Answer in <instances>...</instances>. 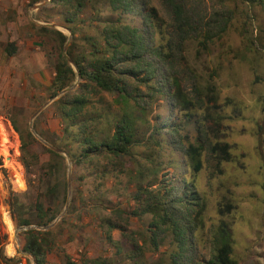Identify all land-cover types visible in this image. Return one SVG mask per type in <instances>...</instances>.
Wrapping results in <instances>:
<instances>
[{"label":"rangeland","instance_id":"obj_1","mask_svg":"<svg viewBox=\"0 0 264 264\" xmlns=\"http://www.w3.org/2000/svg\"><path fill=\"white\" fill-rule=\"evenodd\" d=\"M150 1L163 20L164 32L170 37L172 21L158 0ZM188 2L201 7L207 18L216 13L233 12L227 32L212 41L207 49L198 46L200 39L187 43L186 66L192 75L184 74L182 85L192 98L193 86L197 83L202 101L184 111L172 106L166 95H156L150 100L147 115L143 122H138V137L141 144L154 137L162 145L151 141L149 146L136 147L133 156L136 159H125L124 173L110 171L102 177L95 164L85 162L76 166L64 151L67 156L63 155L66 162L61 179L67 182L68 188L67 200L62 205V199L59 202L45 199L47 186L39 182L37 175L32 176L33 183L29 186L22 161V141L14 123L32 133L33 122L43 141L47 142L39 133L55 141L58 147L65 146V123L58 104L61 96H55L51 87L59 45L56 35L43 34L41 28H54L71 38L60 16L66 9L54 7L51 0H0V264H34L33 258L23 252L27 230L13 218L11 201L18 200L32 209L40 196L50 214L61 209L60 216L68 201L70 204L65 217L51 228L58 227L57 247L49 255L48 264H67V257L75 259L76 264L166 263L174 249L171 237L160 235L157 249L152 242L154 234L151 232L156 230L152 227L153 216H132L133 211L141 210L143 204L149 202L146 196L140 201L134 199L137 160L147 171L144 186L150 185L153 166L158 167L159 184L149 189L155 194H162L161 185L170 189L183 187L188 182L201 196L205 205L203 215L197 214L200 207H193L190 215L191 224L196 228L200 259L208 260L215 252V238L225 222L233 235V258L237 263L264 264V4L254 0ZM87 14L88 11L85 17ZM127 20L134 26H142L140 19L129 16ZM88 25L85 24L86 29ZM87 31L95 34L94 27ZM157 38L163 40L159 35ZM33 40L40 43L31 44ZM13 41H22L23 48L10 56L4 49L8 43L15 44ZM183 67L185 69L184 64ZM77 82L78 78L74 83L76 88L82 80L78 85ZM133 84L148 93L145 86L138 82ZM210 85L215 89L213 93H208ZM211 97L217 102L216 111L224 119L218 128L209 122L207 131L213 142L230 145L231 159L219 163L218 159L204 153L203 170L194 173L181 145L199 144L198 122H203L213 106ZM92 110L107 111L114 122L122 115L115 97L106 93L92 98L88 112ZM155 127L162 128V133L156 134ZM98 129L107 135L108 122L101 120ZM35 138L38 143L31 148L32 156L28 160L37 173L51 157L43 142ZM33 155L41 158V164L34 165ZM109 222L117 227L110 228ZM11 246L17 252L14 258L7 256V250L12 253ZM69 249L72 255L67 254ZM95 260L102 261L96 263Z\"/></svg>","mask_w":264,"mask_h":264},{"label":"trees","instance_id":"obj_2","mask_svg":"<svg viewBox=\"0 0 264 264\" xmlns=\"http://www.w3.org/2000/svg\"><path fill=\"white\" fill-rule=\"evenodd\" d=\"M158 1L173 23L170 37L164 32L163 20L159 17L157 9L151 6L150 0H51L54 7L66 9L60 16L64 27L71 32L67 50L65 47L69 36L54 28H41L43 34L56 35L60 50L54 67L55 78L51 85L54 95L73 88L79 75L82 82L79 87L70 90L58 100L59 113L65 123V146L58 147L55 141L46 139L43 133L39 135L50 145L65 151L76 166L85 162L95 164L98 167L96 171L100 172L102 177L110 171L124 173L125 159H136L133 157L136 147L149 146L151 141L158 143V146L162 145L158 140H154V137L141 144L138 137V122H143L142 119L148 112L147 106L156 95L169 96L171 105L184 111H189L202 101L197 83H194L192 98L182 85L184 74L192 75L191 69L186 66L187 43L200 39L198 46L207 49L212 41L227 32L232 19V11L226 14L216 13L214 17L207 18L201 7L190 4L188 0ZM254 1L264 4V0ZM129 16L140 19L142 26L128 23ZM87 23L89 25L86 29ZM93 27L95 34L87 31ZM158 35L163 40H159ZM16 52V45L9 44L8 55L12 56ZM134 82L145 86L148 93H143L140 87H135ZM207 90L208 93H213L215 89L210 85ZM102 93L114 96L115 102L121 107L122 115L115 122L105 110L88 112L92 98ZM147 98L148 100H145ZM210 99L214 100L213 106L203 117V122H198L199 144L188 147L181 145V150L188 158L194 173L203 170L204 153L218 159L219 163L231 159L230 145L220 141L213 142L209 137L207 124L210 122L218 128L224 119L216 111V100L212 97ZM103 119L108 122L107 135H103L98 129ZM14 126L22 141V161L29 177V186L33 183L32 176L37 175L39 182L47 186L45 199L53 198L55 202L62 199L63 205L67 200L68 188L67 182L61 179L65 169V157L45 147L51 159L42 164L37 173L33 172V166L28 159L32 156L31 148L38 141L29 129L23 131L16 123ZM154 130L156 134L163 131L160 127H155ZM178 141L175 139V142ZM149 156L152 157L153 154ZM33 159L35 166L41 164V158L38 156L33 155ZM100 162L105 164L101 165ZM136 165L139 168L136 171L137 191L134 199L140 201L146 196L149 202L143 204L141 210L133 211L132 216L152 215V227L156 229L151 232L154 234L153 244L159 249L157 238L166 235L165 237H171V246L174 247L166 263L161 261L160 264H238L233 258V235L225 222L215 238V252L208 260L199 258L195 241L196 228L191 224L190 215L194 212L193 207H200L197 214L202 216L205 205L192 184L185 182L183 187L172 186L170 189L161 185L162 194H155V191L149 189L159 184L158 167L153 166L152 182L149 180L150 185L144 186L147 171L144 166H139L138 160ZM43 199L40 196L32 209H27L30 207L12 199L13 218L19 226L49 227L57 219L61 209L50 214V209L45 207ZM109 227L114 229L117 226L109 222ZM57 229L58 227H55L42 231L35 228L25 232L23 252L30 255L35 264H48L49 255L57 247ZM67 261V264H76L69 257ZM99 261L102 260L94 262Z\"/></svg>","mask_w":264,"mask_h":264},{"label":"water","instance_id":"obj_3","mask_svg":"<svg viewBox=\"0 0 264 264\" xmlns=\"http://www.w3.org/2000/svg\"><path fill=\"white\" fill-rule=\"evenodd\" d=\"M49 26H52V27H54L53 25H49ZM70 32V31H69ZM70 34H71V32H70ZM70 41H71V38H69V41H68V43H67V45H66V47H65V50H67V48H68V46L70 45ZM70 62H71V64L73 65V63H72V61L70 60ZM74 66V65H73ZM75 69H76V67H75ZM77 70V69H76ZM80 80H81V77H80V75L78 76V82H77V85L79 84V82H80ZM76 87H73V88H68V89H66V90H64L62 93H60L57 97H59V96H62V95H64V94H66L67 92H69L70 90H74ZM57 97H55V98H57ZM48 105V104H47ZM47 105H45V106H43V108H45ZM42 108V109H43ZM41 109V110H42ZM41 110H39L35 115H34V118L41 112ZM31 131H32V133L34 134V136L35 137H37L41 142H43V144L46 146V147H48V148H50V149H52L53 151H55V152H57V153H59V154H61V155H64V156H67V154L63 151V150H61L60 148H57V147H55V146H52V145H50L49 143H47V142H45V141H43L40 137H38V135H37V133H36V131H35V129H34V127H33V122L31 123ZM68 162H69V164H71V160L70 159H68ZM71 183H72V178H71V174L69 175V195L71 194ZM69 206H70V204H69V201H68V203H67V206H66V209L64 210V212L56 219V221H55V223L53 224V225H51V226H49V227H43V228H41V227H35V226H28V227H26V230H30V229H38V230H43V231H47V230H50L51 228H53L54 226H56L57 225V223L59 222V221H61L64 217H65V215H66V213H67V211H68V209H69ZM26 256H30V255H28V254H25ZM34 264H35V262H34Z\"/></svg>","mask_w":264,"mask_h":264},{"label":"crops","instance_id":"obj_4","mask_svg":"<svg viewBox=\"0 0 264 264\" xmlns=\"http://www.w3.org/2000/svg\"><path fill=\"white\" fill-rule=\"evenodd\" d=\"M36 41L39 42L38 40H33V41H31V44L36 43ZM12 43H15V42L13 41ZM22 43H23L22 41H17V42L15 43L16 48H17V53L20 52V50L23 48V47H22ZM39 43H40V42H39ZM8 46H9V43L7 44V47L4 49V51L7 52V48H8ZM38 50H39V49H38ZM29 51H30V50H29ZM71 250H72V249H71ZM71 250L69 249V250L67 251V254L72 255ZM56 261L58 262L59 260L57 259ZM73 262L77 263V261H76L75 259H73Z\"/></svg>","mask_w":264,"mask_h":264},{"label":"bare ground","instance_id":"obj_5","mask_svg":"<svg viewBox=\"0 0 264 264\" xmlns=\"http://www.w3.org/2000/svg\"><path fill=\"white\" fill-rule=\"evenodd\" d=\"M12 247V246H11ZM7 256L10 257V258H14L16 256V252L15 250L13 249L12 247V253H10L8 250H7Z\"/></svg>","mask_w":264,"mask_h":264},{"label":"built area","instance_id":"obj_6","mask_svg":"<svg viewBox=\"0 0 264 264\" xmlns=\"http://www.w3.org/2000/svg\"><path fill=\"white\" fill-rule=\"evenodd\" d=\"M15 252H16V250H15ZM16 255H17V252H16Z\"/></svg>","mask_w":264,"mask_h":264}]
</instances>
